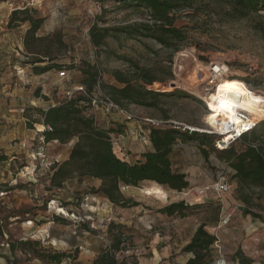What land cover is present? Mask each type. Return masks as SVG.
<instances>
[{"label":"rangeland","instance_id":"374dc122","mask_svg":"<svg viewBox=\"0 0 264 264\" xmlns=\"http://www.w3.org/2000/svg\"><path fill=\"white\" fill-rule=\"evenodd\" d=\"M2 2L8 4L14 2L23 9L30 0H0V3ZM29 8L37 11L39 17L45 19V24L38 35L45 37L46 41L35 49L48 51L50 58L55 61V66L73 65L78 69L86 65L98 66L103 72L106 84L116 85L113 73L128 71L129 63L126 60H132L140 67L150 70L159 79L165 80L164 83H155L153 85L155 90L172 92L178 89L198 100L161 98L160 109L139 106L126 108L134 119L133 121L122 119L123 123L139 125L142 131L137 129L132 134L126 131L124 125H119L117 116L113 117L114 120L103 118L102 121L101 115L95 114L94 117L100 126L115 131L114 138L119 146L117 148L119 156L121 153L126 156L124 148L120 151L123 138L138 137V142L144 143L142 137L148 128L145 125L149 124L147 120H171L198 130L209 129L210 124L206 119L209 115L208 109L203 106L200 97L212 94V98L216 93V87H210L206 81L207 69L211 63L224 65L228 79L235 77L249 83L248 88L241 81L235 80L246 87L250 96L248 100L246 93L248 102L259 109L260 105H264L263 100L254 97L251 92L252 89L255 94L264 97V39L261 31L264 26V12L237 21L228 17L229 7L224 1L201 0L194 10L176 13V26L185 33L186 41L175 53L151 39H128L124 36L110 38L103 49H95L90 37V30L95 24L99 27L116 28L135 24L147 18L138 11L119 10L114 3H101L99 0H46L41 6ZM1 35L0 33V37ZM24 37L25 34L21 31L12 40L18 45L24 41ZM35 49L28 50L24 45V53L20 55L16 52L17 47H13L15 51L6 49L2 54L12 55L19 61V66L26 69L21 76L34 80L37 75L34 67L43 66L33 65V61L40 58L39 55L32 53ZM55 71L57 74L60 72L58 69ZM67 71L72 82L65 86L81 84L80 80L83 78L81 73L74 75L70 70ZM28 88H31V85L27 90ZM34 96L40 95L38 93ZM56 98L57 96H54V99ZM40 106L48 105L40 101L37 107L31 108L40 109ZM31 116L33 118L27 123L26 128L25 126L17 128L13 145L24 141L23 134L28 130H33L30 134L34 136L38 131L37 125L44 127L41 123H35L40 120L38 115ZM263 119L264 116L259 122ZM122 120L120 118V121ZM35 148V144L25 145L22 152L28 151V155H31ZM243 148L241 144L237 147L238 150ZM69 149L70 147L66 145L53 143L48 151L46 149L45 159L21 154L11 163H9L11 157L0 155L7 158V161H0V183L9 188L14 182L22 186L17 192L12 194L5 192L3 197H0V264H7L6 259L13 258L10 245L20 240L39 241L42 248L50 252H62L63 245L56 243L52 245L55 235H63L70 240L78 238L82 249L73 251L72 257L75 259L72 261H75V264H85L83 260L77 261L81 255L86 260V256H92L93 252L102 253L109 249L108 243L111 244V240L106 236L110 226L108 218L112 220L127 218L129 221H136L139 216H147L139 225L140 231L133 228L124 230L123 242L127 251L117 254L119 262L125 260L127 264H135V250L150 242L146 227L152 217L160 219L156 225L159 227L157 230L162 234L166 232V235L169 234L168 226L173 221L177 222V226L184 224L183 218L158 213L160 209L179 202L192 206L193 210L189 212V216L208 213L219 217L222 211L225 213L230 211L233 214L230 224L217 232L222 254L228 264H239L233 259L239 249L253 260V264H264V191L243 189L220 152L208 148L209 157L206 158L197 143L183 144L175 150L172 163L174 171L187 176L189 188L178 193L156 183L145 182L140 188L122 190L127 198L139 202L140 206L117 210L109 201L89 194L90 189L94 188L93 181L85 185L73 182L67 184L64 190L49 189L50 172H47L45 165L54 162L55 156L58 155L61 156L59 160L62 162ZM223 175H227L230 181L231 189L228 194L219 196L215 192H209L205 197L196 195L197 189L211 186ZM10 204L17 206L12 208ZM244 210L261 214L263 218L256 219L245 215ZM170 234L172 235V232ZM176 236L173 241L182 245L184 234L176 232ZM88 249L90 253L86 252ZM15 256L20 259V264H48L34 258L30 253L17 251Z\"/></svg>","mask_w":264,"mask_h":264},{"label":"trees","instance_id":"16d2710c","mask_svg":"<svg viewBox=\"0 0 264 264\" xmlns=\"http://www.w3.org/2000/svg\"><path fill=\"white\" fill-rule=\"evenodd\" d=\"M99 1L101 3H114L119 10L138 11L147 18L135 24L116 28L99 27L98 24H95L90 30L91 42L95 49H103L110 38L115 39L124 36L128 39H151L176 53L186 41L185 33L176 26V13L194 10L196 4L201 0ZM214 1H224L227 4L229 7L228 17L232 20H244L251 15H260L261 12H264V0ZM38 14L37 11L24 7L12 12L8 23V29H15L25 24L29 26L24 37V45L28 50L30 48L35 49L46 41L45 37L38 35L45 24V19L39 17ZM261 31L264 39V26ZM32 53L41 57L35 59L33 65L43 64L47 61L45 59H48L49 63L54 61L50 58L48 51L42 52L38 48ZM126 61L129 63L128 71L113 73L116 85L106 84L102 70L93 65H86V67L78 69L73 65L55 66V64H47L43 67H34V69L37 75L54 69L60 71L63 69L67 71L68 69L74 75L81 73L83 78L80 80L81 84L78 85L84 86L89 92H93L100 83L112 100L124 109L130 106L160 109L161 98L181 101L196 100L189 93L178 89L172 92L155 90L153 85L164 83L165 80L159 79L150 70L140 67L132 60ZM169 77H172L171 73ZM235 80L246 83L248 86L249 83L235 77L227 80L228 83H237L243 86L248 100H250L246 87ZM70 82H72L71 77L70 81L65 84ZM251 92L254 97L261 98L264 103L263 96L255 94L252 89ZM259 107L264 111V105ZM26 113L38 115L40 120L35 123H41L49 128L43 134L46 144L58 142L61 145H69L74 142L68 160L61 163L56 162L49 169L50 190H64L67 184L74 181L81 184L85 179L99 180L101 181L100 187L91 188L90 195L101 197L122 209L136 208L140 206V203L127 198L122 193L123 188H140L145 182L156 183L178 193L185 192L189 188L187 176L184 173L174 171L172 157L175 150L183 144L197 143L201 153L206 158L209 157L208 148L220 152L243 189L264 191V119L260 121L252 133L244 136L231 148L224 151H219L215 147L218 140L217 136L190 132L189 130L183 131V128H177L173 124L162 126L145 124L148 127L146 134L151 144V150L142 155V160L135 164H129L117 153V148L112 139L115 131L97 123L95 114L91 112V106L82 95L77 96L67 104L51 108L48 111L28 108ZM169 121L171 120H163L162 122ZM239 144L243 145L244 148L238 150ZM0 161H7V158L0 156ZM21 187L20 184H17L9 188V186L0 183V194L19 190ZM192 210V206L179 202L160 209L158 213L184 219L189 217V212ZM244 213L256 219L263 218L261 214L249 210H244ZM107 234L106 236H109L111 240V245L109 249L100 254L94 264H127L125 260L119 262L117 259V254L127 251L123 242L125 236L123 227L111 223ZM217 241V237L206 230V225L201 224L191 242L182 250V253L192 255L186 264H217L219 259L216 249ZM17 251L30 253L34 258L48 264H62L66 260L75 259L72 254L50 252L42 248L39 241L20 240L10 245L13 258H7V264H20V259L15 256ZM233 259L239 264H253V260L240 249L234 254Z\"/></svg>","mask_w":264,"mask_h":264},{"label":"crops","instance_id":"0c3cea01","mask_svg":"<svg viewBox=\"0 0 264 264\" xmlns=\"http://www.w3.org/2000/svg\"><path fill=\"white\" fill-rule=\"evenodd\" d=\"M18 9H22V7L14 2H12L11 4H8L7 2L0 3V33L2 34V38L0 37V155L4 154L7 157H11L9 163H11L13 160L18 159L17 156L21 154H27V156L32 155H28V151L22 152L23 145H36L35 139L37 137V132L34 136L30 134V132H33V130H28L27 133L23 134V138H25L24 141H20L19 144H12V141H14L16 138L17 128H21L22 126H25L26 128L27 123H29L30 119L33 118L31 116V113L25 114L26 109L31 108V106L37 107V104H39L40 101H43L44 104L48 106H40V109L43 111H48L52 108V105L55 102H58L61 99L60 95L62 93V87L59 86L60 81L55 69L44 74L36 75L34 80L32 78H29L31 79L29 80L27 79V77L21 76L23 75L22 72L26 69H23V67L19 66L20 63L18 60H15L12 55L2 54L3 52H6V49H8L9 51L13 50V47H17L16 52L19 53V55L20 53H24V41H22V43H18L17 45L16 42L12 39L14 36H16L18 32L22 31V33L25 34L29 26L25 24L15 29H8V23L11 14L12 12ZM45 60L48 61V59ZM47 64H55V61H53L52 63L45 62L42 65L46 66ZM30 85L31 88H28L27 90V87H30ZM41 85L45 86L44 96H41ZM30 93L32 94L30 95ZM38 93L40 96L35 97L34 95ZM54 96H57V98L54 99ZM23 109L25 110L24 113H22ZM97 114H100L102 117L101 120L104 121L103 115L101 113ZM116 120L120 123L119 125H124L126 127V131H129L131 134L137 129L142 132L141 127L139 125L136 126L134 123L131 122L123 123L124 120H122L121 118L122 121H120L119 116H117ZM38 127L39 125H37V128ZM143 134L144 137H142V140L144 141V143L138 142V137L131 138L127 136V138H123L124 142H121L122 146H120V150L124 148L126 156L121 153L120 157L127 163H137L138 161L142 160L143 154L151 150V144L148 135H146L144 132ZM138 136L140 137L141 135ZM53 143L58 144V142ZM53 143H50L46 146L47 151ZM73 145L74 142L69 145H66L70 147V149L67 155L62 160V162L68 160ZM59 158H61V156H55L54 162L52 163H61ZM47 172H50L49 169L47 170ZM90 181L94 182V188H99L101 185V181L90 179H85L81 184L85 185L87 184V182ZM16 185L17 183L14 182L13 186L11 187H14ZM130 188L131 187H127L126 189ZM17 191L18 190H13L9 192V194H12L13 192ZM21 192L23 193L24 191ZM9 206L13 208L17 205L10 204ZM116 209L118 210L120 208L116 207ZM224 213L225 211H222L219 217L217 215H209L208 213L192 215L182 220L185 221L183 222L184 224L182 226H177V222L173 221V223L169 224L168 226L169 234L167 235L166 232L162 234L159 230H157L159 227L156 225L157 222L160 221V219L157 220V217H152V220L150 222L148 221V226L146 227V232H148V235L150 236V242L146 243L145 246L140 244L141 246H139V249L135 250V264H186L192 256L191 254L182 253V250L191 242L198 227L201 224H205L206 230L212 234L211 231H213V229L218 226L220 219ZM146 217L147 216H139L138 220L136 221H129L127 218H118L112 220L111 223L122 226L123 230L133 228L140 231L139 225L140 223H143ZM15 219L17 218L15 217ZM170 232H172L173 236L170 234ZM176 232H178L180 235L184 234L185 236V238L182 240V245L176 244L173 241V238L176 236ZM175 238H177V236ZM55 243L63 245L62 252L67 254H72L73 251L77 250L78 248L82 249L79 244L78 238H72V240H70L69 238H66L63 235H55L52 241V245H55ZM86 252L90 253L89 249ZM100 254L102 253L93 252L92 256H86V260L82 258L81 255L77 261L79 262L83 260L85 264H94ZM74 262L69 259L64 261L62 264H75Z\"/></svg>","mask_w":264,"mask_h":264},{"label":"built area","instance_id":"2783aa9c","mask_svg":"<svg viewBox=\"0 0 264 264\" xmlns=\"http://www.w3.org/2000/svg\"><path fill=\"white\" fill-rule=\"evenodd\" d=\"M46 0H30V2L27 4L26 8L29 7H36L41 6ZM226 67L220 63H211L209 65V68L207 69V83L210 85V87H216V91L219 87V85L224 81L228 80ZM59 77V83L62 87V93H61V99L58 102H55L52 105V108L67 104L68 102L74 100L77 96L82 95L88 102V104L91 106V112L93 114L101 113L104 118H113L115 116H119L120 118L126 120V121H133L134 117L133 115L126 109L120 107L118 104H116L109 94L101 87L100 83L95 87L93 92H89L86 90L84 86L80 85H74V86H65L64 84L66 82L70 81V75L66 70H62L58 73ZM246 84V83H245ZM247 85V84H246ZM58 86V85H57ZM249 88V87H248ZM40 92L41 96L45 95V86H40ZM212 94H204V96L200 97L201 102L205 107L208 109V114L211 115L210 110V97ZM25 110H22V113H24ZM237 118L241 122V125L236 127L232 126L231 124H217V126H214L210 124L209 129L206 130H198L195 128H191L185 125H182L177 122L169 121V122H162V121H154V120H147L146 122L149 124H152L154 126H162L165 124H173L177 128H183V131L189 130L190 132H200V133H206L210 135H214L218 137V140L215 144V147L219 151H224L231 146H233L235 143H237L239 140H241L244 136L252 133L258 126L260 122H257L254 120V118L251 116V114L243 111V110H237ZM46 130H49V128H46L44 126V131L39 132L37 131V137H36V148L35 151L32 154L33 158L38 157L40 159H45V150L46 146L48 144L45 143V139L43 137V134ZM114 145L116 148H118V143L116 139L114 138V135L112 137ZM25 147V145H23ZM54 163H48L45 165V168L50 169L51 166ZM28 169V168H27ZM34 172V171H33ZM126 188H123L125 190ZM231 189L230 181L227 175L220 176L215 183H213L211 186L197 189L196 194L199 197H205L209 194V192H215L219 196H224L229 193ZM4 193L0 194V197H3ZM233 217V214L229 211L224 213L220 219V222L216 228L213 229L214 236L217 237L218 241L216 242V249L218 250L219 259L217 264H228L227 260L222 254L221 249V242L220 239L217 236V232L224 230L231 222V219ZM112 219L108 218V223H111ZM109 245L110 242L108 243ZM192 256V255H191Z\"/></svg>","mask_w":264,"mask_h":264},{"label":"bare ground","instance_id":"6f19581e","mask_svg":"<svg viewBox=\"0 0 264 264\" xmlns=\"http://www.w3.org/2000/svg\"><path fill=\"white\" fill-rule=\"evenodd\" d=\"M209 103L211 115L206 116V119L214 126L217 124L240 126L241 122L237 118V110L251 114L257 122L264 116L263 110L246 100V90L243 86L237 83H228L227 80L219 85L215 95L210 97ZM38 131L43 132L44 127L41 125ZM61 211L65 213L64 210Z\"/></svg>","mask_w":264,"mask_h":264},{"label":"water","instance_id":"95a60500","mask_svg":"<svg viewBox=\"0 0 264 264\" xmlns=\"http://www.w3.org/2000/svg\"><path fill=\"white\" fill-rule=\"evenodd\" d=\"M172 87H174V84H172Z\"/></svg>","mask_w":264,"mask_h":264}]
</instances>
